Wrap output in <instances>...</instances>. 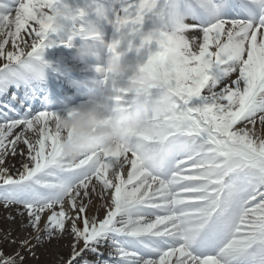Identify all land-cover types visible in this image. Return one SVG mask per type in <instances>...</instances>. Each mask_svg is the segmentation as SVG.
Segmentation results:
<instances>
[{
  "label": "snow or ice",
  "instance_id": "obj_1",
  "mask_svg": "<svg viewBox=\"0 0 264 264\" xmlns=\"http://www.w3.org/2000/svg\"><path fill=\"white\" fill-rule=\"evenodd\" d=\"M37 3L0 14V96L46 47L51 28L36 19ZM149 19L164 34L145 71L169 53L180 79L146 142L71 162L59 117L33 115L13 94L0 105V204L22 208L38 242L42 231L60 238L71 221L76 243L64 264H91L82 253L102 256L105 244L110 259L95 264H264V0H141L123 9L117 30ZM18 154L26 160L10 174L6 160ZM93 197L101 203L90 219ZM0 264L17 261L0 252Z\"/></svg>",
  "mask_w": 264,
  "mask_h": 264
},
{
  "label": "clouds",
  "instance_id": "obj_2",
  "mask_svg": "<svg viewBox=\"0 0 264 264\" xmlns=\"http://www.w3.org/2000/svg\"><path fill=\"white\" fill-rule=\"evenodd\" d=\"M34 14L37 20L50 26L51 32L63 29L78 15L67 6L59 7L58 3L53 9L46 0H39L34 6ZM162 34V28L146 35H140L139 29L120 31L119 38L109 46L111 56L107 67L98 68L112 81L103 88L102 98L90 100L56 121L62 139V153L67 160L75 162L86 155L123 151L129 139L138 147L146 142V130L175 103L172 86L180 79L178 58L169 53H162L151 71H145L160 51L152 54L151 45L154 41L159 45ZM137 35L141 40L139 45L135 43ZM87 39L100 41V44L86 42L81 45L76 49L77 58L84 63L89 59L101 60L103 41L99 34L91 33ZM132 51L147 55V62L136 67L126 65L124 58ZM125 78L128 86L121 89L115 81ZM157 89L161 91L156 92ZM107 101L115 102L114 107L109 109Z\"/></svg>",
  "mask_w": 264,
  "mask_h": 264
},
{
  "label": "bare ground",
  "instance_id": "obj_3",
  "mask_svg": "<svg viewBox=\"0 0 264 264\" xmlns=\"http://www.w3.org/2000/svg\"><path fill=\"white\" fill-rule=\"evenodd\" d=\"M0 1H2L5 4H7V2L4 1V0H0ZM20 3H21V0H19V2L16 5L19 6ZM7 5L12 6V4H7ZM17 6L15 8H12V9H10V8L7 9V7H5V8H3V9L0 10V14H7V13H10V12H13L15 9H17ZM112 19H113V17H112ZM109 24H108V26L111 27V24L110 25ZM153 24H154V20H151V19L146 20L145 23H144V25L139 28L140 35H144L145 33L150 32V31L153 32L154 31V29H152V25ZM127 30H129V29H124L123 31H127ZM22 35H25V34L22 33ZM119 35H120V32H118L117 35L114 36V41L119 38ZM2 39L3 38L0 37V40H2ZM48 42H49V40L46 41V43H48ZM5 50L6 51L12 50L11 42H9V45L6 46V49ZM3 63H4V61L3 60H0V67L3 66ZM61 67H63V70H65V69L69 70V68H70L69 67V64L66 61H64V62L61 63ZM44 71H45V68H44V66H42V64L40 62H32L31 68H27L24 71L25 85H27V86L33 85V83L35 82V80L33 78V74H39V75L43 76ZM56 72H58V73H64V71H61V70H57ZM13 86L15 87V85H13ZM10 90H12V89H10ZM2 98H8V93L5 94L4 96H2ZM82 105H84V104H81L78 107L76 106V107L70 108L66 112H56L55 114L58 117H63V116H66L67 114H69L73 109L79 108ZM41 109H42V107H41ZM34 113L35 114H38L39 112H34ZM257 128L259 129V125H257ZM21 130L22 129H16L15 132H14V135L16 133H18L19 131H21ZM19 148L20 149H23L25 151V153H26L27 148H26L25 145L21 144V145H19ZM25 160H26V155L25 156H20L18 154L16 157L9 156L7 158V160H6V165L12 166L10 164H13V165H17L19 167V168L15 167L14 169H9L10 170V174L17 175V169H21L22 168V163ZM100 203H101V201L99 200L98 197H93V203L89 207L88 213H87V215H88V217L90 219H91V217L93 215L96 214V207ZM65 208H66V210H68L69 209V206L68 205H65ZM3 209H4V206H0V211H3ZM23 211L24 210L22 208H18L17 211H15V210L14 211L8 210L6 212L3 211V213L6 214V217L8 219L17 220V219H19L21 217V215H19V212H23ZM104 214H105V210L104 209H101L99 211V214H98L99 215V218L102 219L103 216H104ZM45 222H46V219L45 220L43 219L41 221V228H43ZM24 223H27V222L26 221H20L18 223V225H16V226L13 223L11 224L12 230L14 232V238L16 240H18V239L20 240L23 237L26 240H29L30 242L35 243L34 241H36V239H35V236H33L34 234L32 233V231L30 229L29 230H26L24 228ZM78 226L81 227V225L79 223H78ZM41 233H42V235L40 234L41 237L45 236V233L43 231ZM65 234H66L67 238L63 234L62 236H60V238L53 239L49 243H46L47 245L42 242L39 246L38 245L35 246V247H38L39 250H37L35 247H33V249L31 250V253H33L34 260H37V263H39V264H63L64 262L62 261V259H64L66 257V255L71 252V247L73 246V244L76 243L74 235L71 234L70 228H68V223L66 224ZM24 241L25 240H21L22 243ZM63 242H65L68 245H70V248L68 246V248H66L67 250L65 249L66 251L62 249V246L66 245L65 243L63 245L62 244ZM77 246H79V247L82 248L83 247V242L81 241ZM108 246H109L108 244H105L103 246V248H104V249H102L103 250L102 251V254L103 255L102 256L98 255L99 260L100 259H106V257H108L105 254L106 247H108ZM40 249H43V252H46V257L47 258H44L43 252H41Z\"/></svg>",
  "mask_w": 264,
  "mask_h": 264
},
{
  "label": "rangeland",
  "instance_id": "obj_4",
  "mask_svg": "<svg viewBox=\"0 0 264 264\" xmlns=\"http://www.w3.org/2000/svg\"><path fill=\"white\" fill-rule=\"evenodd\" d=\"M10 165H12L13 166V164H10ZM5 166H7L9 169H14L15 167H17V168H19L17 165H15V167H12V166H9V165H5ZM67 205V204H66ZM87 213H88V211H87ZM86 213V214H87ZM74 215V214H73ZM46 217H47V215H45ZM25 217H27V216H23L20 220L19 219H17V222L16 223H14L13 221H11V220H8L7 219V221L6 220H2L1 219V216H0V252H2L3 254H4V256L5 257H15V259H16V261H17V264H39V263H37V260H34V258L33 257H31L30 258V256H32V253H30V250H29V248L31 247V246H29V244H30V241H29V243L25 246V245H21V244H19L20 245V247L22 248V250L21 251H19V252H11L10 251V249H12L13 248V246H14V241L12 240H10V239H8V238H6V237H8L7 235H6V233H7V230H5L6 228H7V226H8V223L9 222H12L15 226L16 225H18V223L20 222V221H24V219H25ZM6 222H7V224H6ZM27 222V221H26ZM68 223V228H70L71 229V221H69V222H67ZM82 227H83V225H82V223H80V222H78ZM26 225H28L27 223H24V228L26 229V230H29V229H32V228H30V226H26ZM6 236V237H5ZM64 236L67 238V236H66V234L64 233ZM45 239L44 238H42V242H45L44 241ZM47 240V239H46ZM47 241H49V240H47ZM40 243V242H39ZM64 243L65 242H63L62 244L64 245ZM52 244V243H51ZM66 245H64V246H62V249L63 250H65L66 248H68V246H69V248H70V245H68L67 243H65ZM37 245V244H36ZM47 245V244H46ZM49 245V244H48ZM38 250H39V248H37ZM15 250V249H14ZM67 250V249H66ZM65 250V251H66ZM40 251L41 252H43V249H40ZM23 257V260H21L20 259V257ZM43 256H44V258H47L46 257V252H43ZM66 257H67V255H66ZM30 258V259H29ZM47 261V260H46Z\"/></svg>",
  "mask_w": 264,
  "mask_h": 264
}]
</instances>
